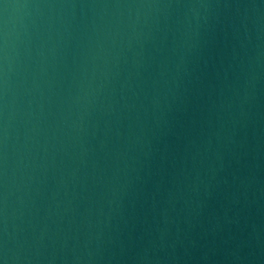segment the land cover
Returning a JSON list of instances; mask_svg holds the SVG:
<instances>
[{
	"label": "water",
	"instance_id": "1",
	"mask_svg": "<svg viewBox=\"0 0 264 264\" xmlns=\"http://www.w3.org/2000/svg\"><path fill=\"white\" fill-rule=\"evenodd\" d=\"M0 264H264V0H0Z\"/></svg>",
	"mask_w": 264,
	"mask_h": 264
}]
</instances>
